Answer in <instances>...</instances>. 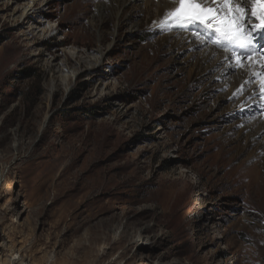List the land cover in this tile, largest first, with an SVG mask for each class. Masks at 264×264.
<instances>
[{
    "label": "rangeland",
    "instance_id": "1",
    "mask_svg": "<svg viewBox=\"0 0 264 264\" xmlns=\"http://www.w3.org/2000/svg\"><path fill=\"white\" fill-rule=\"evenodd\" d=\"M125 1L0 0L2 259L264 264V138Z\"/></svg>",
    "mask_w": 264,
    "mask_h": 264
},
{
    "label": "snow or ice",
    "instance_id": "2",
    "mask_svg": "<svg viewBox=\"0 0 264 264\" xmlns=\"http://www.w3.org/2000/svg\"><path fill=\"white\" fill-rule=\"evenodd\" d=\"M169 10L160 21L163 31L191 30L198 39L223 51L229 67L244 69L253 53H260L264 69V0H169ZM264 82V70L256 74ZM255 80L246 81V84ZM264 89V83L261 85ZM244 85L237 89L242 94Z\"/></svg>",
    "mask_w": 264,
    "mask_h": 264
},
{
    "label": "bare ground",
    "instance_id": "3",
    "mask_svg": "<svg viewBox=\"0 0 264 264\" xmlns=\"http://www.w3.org/2000/svg\"><path fill=\"white\" fill-rule=\"evenodd\" d=\"M125 1V0H124ZM128 1H144V0H126ZM158 8L163 7L164 13L169 10V0H153ZM129 3V2H128ZM156 7V6H155ZM162 11V10H161ZM159 13V12H158ZM161 13V12H160ZM163 16H158L156 20V26H161L160 21ZM205 34V40H200L194 36L191 30H173L168 31L173 39L176 40L183 48L191 50L193 53H198L203 63L210 66L211 70L224 81V86L229 90V97L232 102L237 104L243 114V119L251 130L255 132L257 136L264 138V89H262L261 79L257 77V73L261 72V65L259 64L260 53H253L250 60L245 61L244 69H233L229 67V61L225 60V53L216 48L211 43L207 42V37L210 33H204V30H200ZM264 44V41L261 42ZM179 45V46H180ZM255 80L254 83L246 84V81ZM244 85L246 90L242 94L237 92V89ZM246 126V125H245ZM248 127V128H249ZM252 131V132H253ZM129 226L126 228V230ZM127 235V232H126ZM138 241L140 238L137 239ZM0 245V251L4 250ZM148 256H142V259H146L148 263L153 260H157L150 251H147ZM1 254V253H0ZM29 255L24 254V258L17 260L14 254H7L5 259L0 255V264H27ZM157 264H162L160 259Z\"/></svg>",
    "mask_w": 264,
    "mask_h": 264
}]
</instances>
